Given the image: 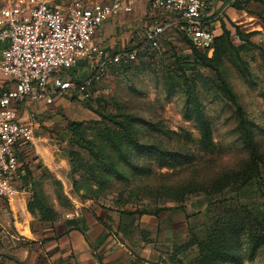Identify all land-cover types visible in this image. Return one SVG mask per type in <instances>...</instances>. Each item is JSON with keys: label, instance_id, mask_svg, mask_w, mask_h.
<instances>
[{"label": "rangeland", "instance_id": "374dc122", "mask_svg": "<svg viewBox=\"0 0 264 264\" xmlns=\"http://www.w3.org/2000/svg\"><path fill=\"white\" fill-rule=\"evenodd\" d=\"M229 1L223 0L228 6L220 24L222 32L223 26L229 32L231 48L222 55L219 68L249 124L256 156H261L264 164V0L239 3L240 9L236 2ZM160 15L149 10L148 0H136L130 14L99 28L104 30L100 33L106 44L103 49L115 55L140 46L145 28L158 23ZM168 20H174V16L168 15ZM234 52L244 63L248 77L234 67L230 59ZM212 56L207 57L214 60ZM189 58V46L174 30H167L158 47L137 57L129 69L109 64L92 86L89 98L59 89L49 94L52 88L48 87L49 95L43 102L50 101L51 111L43 115V121L58 120L48 129L57 147V167L55 173L43 170L38 178L31 171L36 186L32 185L26 196V210L33 234L43 236L44 230L55 234L62 220L76 211L82 214L95 210L106 216L101 220L104 229L97 235V242L106 239V244L102 249L97 243L90 248L97 257L118 250L147 264H196L199 252L192 244L193 237L203 240L211 229L243 226L245 231L240 236L230 238L239 246L241 264H264V246L250 253L256 220L264 216V168L259 176L244 183V172L253 157L241 137L232 105L210 68L195 61L193 70L182 76L181 62ZM92 66L80 60L64 75L76 86ZM184 86L193 89L210 126L208 150L199 146L200 129L184 113ZM107 115H113L117 122L128 117L123 122L129 124L138 144L191 154L192 161L175 168L161 167L154 152L141 153L126 136L122 152H116L103 132L109 123L102 116ZM69 122L82 124V138L94 144L92 151L71 134ZM35 191L43 194L53 213L45 220L28 211ZM140 212L159 213L139 216ZM20 221L19 213L15 217L8 210L0 217V258L15 260V252L27 245L22 241L13 244L10 239L18 234L15 222Z\"/></svg>", "mask_w": 264, "mask_h": 264}, {"label": "built area", "instance_id": "2783aa9c", "mask_svg": "<svg viewBox=\"0 0 264 264\" xmlns=\"http://www.w3.org/2000/svg\"><path fill=\"white\" fill-rule=\"evenodd\" d=\"M135 2L1 0L0 42L5 48L0 57V78L14 85L13 89L0 87L1 199L12 201L19 196L24 172L18 153L34 136L32 124L17 120L15 105L42 101L51 85L53 91H76L82 99L89 98L92 86L109 64L133 63L137 49L110 55L94 37L104 23L130 14ZM148 6L162 16L145 28L144 46L157 48L163 33L174 30L198 52L212 55L215 22L222 19V13H212L208 0H148ZM170 14L174 20H168ZM80 60L92 63L93 70L74 86L64 72Z\"/></svg>", "mask_w": 264, "mask_h": 264}, {"label": "trees", "instance_id": "16d2710c", "mask_svg": "<svg viewBox=\"0 0 264 264\" xmlns=\"http://www.w3.org/2000/svg\"><path fill=\"white\" fill-rule=\"evenodd\" d=\"M247 0L243 3H246ZM263 1V0H261ZM240 2H236L235 5ZM240 3V4H243ZM237 9H240V6L237 5ZM180 36V34H178ZM182 40L189 46L191 51V57L187 60H183L180 65V70L182 71V76H184L186 71L193 70V63L196 61L198 66L208 67L210 68L218 83L220 84L221 90L225 93L229 102L232 105L233 113L238 121L241 137L247 147V149L252 154V160L247 166L244 174V183L250 182L254 177L260 175L261 168H264V164L262 163L261 156H256V145L252 141V136L250 132V127L245 119L241 107L237 102V98L234 93L231 91L228 83L223 78L219 64L222 58V55L225 54L231 48V41L229 38V32L223 26V32L221 35L215 37L213 43V56L214 60L209 59L207 54H203L195 50L190 42L183 36H181ZM137 49V57H141L146 54L148 51H154L155 49H151L149 46H144V43H141L140 46H136L134 48H130L129 50ZM192 59V61H190ZM230 59L233 60L234 67L242 74L244 77H248L249 74L247 69L245 68L244 63L241 61L239 55L237 53H233L230 56ZM180 62V61H178ZM131 64V63H130ZM130 64L121 65L123 69H129ZM184 93L186 96L184 113L188 117H192L197 126L200 129V138L197 141L201 149L208 150L211 146V138H210V126L208 122L205 120L203 113L200 109V104L196 98V95L188 86H184ZM103 119L108 120V125H104V135L111 146L114 148L116 152H122V141L126 136V140L137 150H139L143 154H152L153 152L156 155V162L161 167H169L175 168L180 167L186 164H189L192 161V155L187 153H179V152H169L160 150L155 146H143L138 144V142L133 138L131 134V127L129 124H125L123 121L127 120L128 117H124V120L121 122L115 121L113 115L102 116ZM81 123H68V129L73 136L78 139V142L82 144L88 151H92L94 148V144L92 142L86 141L82 138L81 135ZM24 168V167H23ZM32 185L36 186V182L33 180L30 170H24V176L22 177L21 189H30ZM31 202L28 203L27 208L28 211L34 215H39L42 220L47 219L49 215H52V211L43 201V194L38 192L31 193ZM160 212V211H159ZM159 212H155L154 214H147L146 212H140L138 215H150L157 216ZM257 227L255 228V235L252 236L251 244H250V253L253 254L256 249L261 246H264V216L260 221L256 220ZM239 225H243L242 222ZM245 231L243 226H238V228H232V226H228L226 229L214 228L207 232L205 239L199 240L196 237H193V245L197 246L199 252V258L196 264H241L242 263V254L239 250V246L234 245L230 238L235 236H240Z\"/></svg>", "mask_w": 264, "mask_h": 264}, {"label": "crops", "instance_id": "0c3cea01", "mask_svg": "<svg viewBox=\"0 0 264 264\" xmlns=\"http://www.w3.org/2000/svg\"><path fill=\"white\" fill-rule=\"evenodd\" d=\"M230 2L233 1L230 0ZM208 3L212 7V13L217 15L222 13V19L215 22V35L217 37L222 34L220 23L223 21V12L228 3L224 4L223 0H208ZM103 26L105 27V24ZM102 31L104 30L98 29V34L96 33L94 40L99 45L101 44L100 46L103 48L106 44L100 37ZM4 48L5 44L0 42V57ZM0 87L13 89L14 85L0 78ZM51 88L52 85L49 86V89ZM55 91L51 89L49 94ZM46 98L47 96L43 100ZM43 100L40 102L27 100L15 106L17 120L22 123H30L34 127V136L31 143L20 150L18 157L23 172L28 167L30 172L34 171L33 177L36 178L43 170L55 173L57 167L55 163L57 147L52 143L48 129H50L53 122L58 120L52 118L43 121V115H47L46 112L50 110L51 106L50 101L45 104ZM55 176L58 180L61 179L59 174H55ZM29 195L30 189H22L19 196L12 201L0 198V217L8 210L15 217L19 213L21 219L20 222H15V229L18 234L10 236L11 242L13 244L18 241L27 243L20 251L15 252V260L1 257L0 264H147L143 261L139 262L134 256L123 255L118 250L105 253L102 257H97L94 252L90 251L91 246H94L95 243L101 246V249L106 244V239L97 242V235L102 233L104 229L101 220L104 221L106 216L102 217L95 210L94 213L82 214L76 211L74 215L62 220L61 229L55 231V234L53 230L49 232L44 230L43 233L45 234L43 236L42 233L33 234L29 226L31 217L26 210V196ZM1 227L4 228V224H1Z\"/></svg>", "mask_w": 264, "mask_h": 264}]
</instances>
